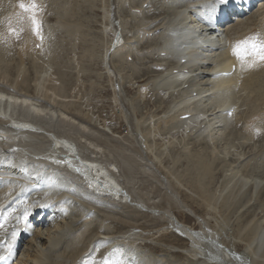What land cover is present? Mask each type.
Returning <instances> with one entry per match:
<instances>
[{
	"label": "rangeland",
	"instance_id": "rangeland-1",
	"mask_svg": "<svg viewBox=\"0 0 264 264\" xmlns=\"http://www.w3.org/2000/svg\"><path fill=\"white\" fill-rule=\"evenodd\" d=\"M16 1L17 0H12V1L11 0H0V25L1 27H3L4 24L5 26L8 24L10 20V16L14 12L17 14L20 13L18 14L20 16H17V22H16V24L19 26V29H17L18 35L16 34V36L13 37L12 40L9 41L8 43L4 42L0 44V46H4L3 49L0 48V50L3 52V54L2 52L0 53V91L3 93L6 92L4 94L2 93L1 96L4 95L6 98L14 102L19 100L20 98L21 99L24 98L23 99L25 100L24 103L27 102L29 107H32V108L34 107L35 109L43 112V114L50 113L51 111V113L55 116L54 117L52 116V121H50L48 125L44 123L37 125V128L38 129L42 128V130L47 132V135L44 134L43 132H39V133L36 132L34 133V135H32V133L21 131L18 133L19 135L15 139H13V141H10L8 139V140H5L2 144V141L0 139V148L3 147L2 149L4 148L6 149L9 147H13L14 144H16L15 146H20V144L24 146L25 144V148L27 147V150L29 151L34 150L36 153H38L41 156L46 155L45 153H47L48 155H51L53 157L52 159H42V157L34 158L29 155L28 160L30 161V163H33V166L41 165L43 169H46L47 172H52V170H54L56 172L63 173V172H66L65 170L66 167L63 164V161L68 160L73 164L76 163V162L71 161L73 159L70 158L71 159L70 160L69 157L67 158H65L64 156L62 157V154H65V150L63 148H59L58 149L59 151H58L57 147H50L52 144L50 140H55L54 137L56 138L59 135L63 136L65 139L71 141L72 144L71 143L70 144L72 145V147H74L76 154L78 155V157H80V159L82 158L83 160L90 159L93 162H95L96 165H98L103 171L101 173L102 176L104 173L106 176L111 177L112 182L116 183L118 187H121L120 188L121 190H124L126 192L125 193L126 199H124L125 197L123 198L119 197L122 195H118L116 192H113V190L110 187L105 186L107 187V189L111 190L114 196L115 195L118 196L117 198L113 199L115 200V202H113V200L110 199L108 196H106L104 192L89 189L88 187L89 185L86 184V181L79 179L77 182H71V185H74L76 189V191H74L73 194H76V192H78L79 195H69V198H70L69 200H67V196H66L61 201V202L68 201L66 205L59 206L61 207V209H64L65 207H67L68 208L67 212L64 211L61 215L59 213L60 212V209H58L59 207L56 208L55 210L54 201L51 203V205L49 206V211H48V213L51 212L50 215L52 216L50 217V220L56 217L59 218L61 216L62 219H64L67 222H70L71 224L69 226L71 227V229L70 230L68 229L67 232H70L71 237L77 236L79 234H81L82 236L85 233L83 232V227L89 226L88 227L89 232L88 231L86 232L89 233L88 235L90 236L84 239L85 246L82 247L84 249L86 247L87 248L82 252L83 254L79 258L73 260L71 264H105V261H108L109 264H111V262L113 261H119V262H122V264H189V263L197 264L199 260L200 261L198 264H204V262H201V259H203V257H201V255L199 256L196 255L197 253L195 252L194 249H192L193 247L190 245L189 242H187L186 240H184V238L175 234L173 231H169L168 229H166L165 224H163L165 220L163 218H160L161 217L160 212L162 210L170 212L175 218L179 220V222L185 224V226L191 228L192 230L196 232L200 230V227L201 228L206 227L208 230L215 229V231L216 229H218L217 233L221 234L220 237L228 238L229 240V239L238 238L241 236V234L242 235L244 234V236H241L240 239L243 241H246L243 239V237L246 238L247 235L249 237V234H252V232L254 231L255 226L260 224V217L263 215L262 208H264V207H260V202H263V198H264V192H261L264 189L263 188L264 185H260V182H259L260 181L259 179L261 178L260 175L264 172L263 171V168H264L263 166L264 164V107H262L261 105L260 107H253L251 103V98H253V95L251 96V93H250L251 90H248V92H245V90L241 89V86L239 87L240 85L239 84L237 86H234L236 88V91H235V88L233 87L232 92L229 93L230 95H229L228 101L232 102V100L230 99L233 98L234 104L230 105V107L232 106V108H229L230 112L228 115V118L229 116L232 115L231 117H233V119L231 117L229 119L227 118L228 119L227 121L226 119H224L229 124L228 126H227V123L223 120V117H224L223 115L225 113L224 112H223L224 114H222V112L219 113L220 111H222L219 106L220 105L219 96L217 98L214 97V99L211 100L212 102H209V101H206L205 103L203 102L202 104L203 105L206 104V106L202 105L198 108L195 107L192 111L191 109L193 108V106L190 108V110L186 109L187 111L183 110V108H180L181 106L177 108L178 111H180L181 109L183 111H186L185 115H187V112H190V115L188 113L190 117L185 118L186 120L183 119V122H185L186 127L184 126V123L182 122V120L178 118V116L184 115V113H182L183 111L181 110V112L177 114L178 111L176 110L175 112L176 107H173L172 102L178 100L179 97H181L183 94L187 92L189 93L190 90L193 91V93H196L198 91V88L202 85L204 86L207 84L206 87L211 86L212 84L210 83V79L208 75H206L205 72H203L206 70L205 69L203 70V68L201 69L196 66V68L194 67L195 69L194 68L191 69V73H189L190 71H188L189 74L186 73L188 74V76H186V79L182 78V80H179L175 82L174 84L173 82H169V81L167 82L166 76H170L171 74H173L172 71L178 67L177 64L170 63L171 60H167L166 61L167 63L166 62L160 63V61H155L154 59L152 61L155 62V64L151 60H149V62L147 63H144L143 60H141L140 62V60L136 58L137 55L138 56L144 55L143 50L142 51L138 50L140 45L144 42V40H146V38L142 37L143 36L142 35L143 34L142 24L147 23V22L151 23L153 22V20L155 21L158 19H162V17L165 16L166 14L165 15L161 14L159 16L157 15L159 14L158 12L160 11V9H163L164 4L168 6L167 0L165 1L164 0H157V1L147 0L146 3L143 5V8L139 12L135 11L134 6L132 7L130 3L132 1L140 3L142 0H135V1L134 0H121L123 4L121 3L119 5L118 11L120 10V14H118V16L120 17V19L117 20V22H119L120 20L122 21L123 24L120 25V28L122 29L123 33L121 32L120 29H118L117 33L120 36L122 35L123 39H124V36L125 37L128 36L129 39H135L137 37H139V39L131 46V48L123 49L121 51L122 52L121 54L119 53L118 55H115L114 57H112V55H110L108 51L111 49L112 43L116 40L115 38L116 33L114 32L113 29L110 28V20L108 19L109 12H110V7L108 4L109 0H101V1L100 0H94V1L93 0H43V1L36 0V1H39V3L43 5V8H42L41 5L38 4L40 8L39 12H41V14L45 16V17L43 16L42 17L46 20L45 21L42 19L41 30H42V37H43L42 43L44 45L42 44V49L38 53L34 51L32 52L31 48L26 44V42H24L25 31H24V24L21 22L23 21L21 20V17H23V15L25 14L22 13V10L15 7ZM159 1L161 2L163 1V2L161 3ZM164 2H166L167 4ZM182 2L185 4L187 0H183ZM159 3L162 5V7ZM179 3L180 1L178 2L175 1L176 6ZM126 6L131 7V8L128 9V7ZM147 6H150V7L146 8ZM120 7H122L123 10ZM156 7H158V9ZM257 7L258 6H256L250 13H247L245 15L244 19L241 21L242 25H246L249 22L256 21V16H257L256 8ZM42 11H44L45 13H42ZM77 14H78V17H76ZM149 14H151L152 16L153 15L155 16L152 17ZM63 15L64 17H62ZM124 15H127V16H124ZM128 15L131 17H129ZM121 16H124L125 18ZM138 16L141 17L140 22H139ZM160 16L162 17L160 18ZM126 17H128L127 22H126ZM149 17H151L152 19ZM146 18L150 20L146 22ZM133 21L135 22L133 23ZM255 28L257 27L254 25H249L248 28L243 31V34L240 37V39L244 40L245 38H247L248 32H250V36L254 35L253 30H255ZM0 31H1V28H0ZM125 32H127L128 34ZM223 34L226 36L225 33ZM30 36H32V33ZM225 41L227 42V44L230 43V40L228 37L225 38ZM234 42H235V39L232 41V43ZM158 43H162V36L161 38L158 39ZM137 45H138V49L136 48ZM132 48L134 49L132 50ZM129 51L130 52L132 51V53H130ZM133 52L136 53L137 55L134 54L132 56ZM124 56L126 59L124 58ZM113 58L115 59V62ZM120 58L122 61L120 60ZM123 59H125V61ZM235 60H236V63H238L236 58ZM135 61H136V64H138L139 66L138 68V66L136 65L137 70H135ZM150 61L152 64L150 63ZM111 63L113 64L117 63L118 67L120 66L122 67L123 65L122 68L125 69L126 71H124L121 67L118 68L117 66H115V64H114L115 67H113V64ZM160 65H163V66H160ZM167 65H170V66H167ZM260 67H264V62L260 63L259 68ZM116 71L121 72L123 76L120 73L116 74ZM143 71L144 72L146 71L147 75ZM123 72L128 73V74H124ZM192 72H195L196 74ZM130 73L132 74L130 75ZM143 74L146 76H143ZM138 75H140L141 77ZM149 75L152 77L150 78ZM129 76H132V77H129ZM134 76L136 77L138 81L135 79ZM198 77L201 79H199ZM155 78L156 79L158 78V80H156ZM188 78L189 80H187ZM205 78L208 80H206ZM160 79H162V82H160L161 81ZM119 80L121 81L119 82ZM197 80L199 82L198 83L199 86H196ZM202 80L203 82H201ZM163 81L165 82L163 83ZM187 81H190L191 85H188L189 82L187 83ZM261 82L262 83H261L260 92L263 93L264 92V81H261ZM119 83H120V87L118 86ZM178 83H181L180 87L178 86ZM149 84H151L152 87ZM171 84H172V89H171ZM182 84L184 86H182ZM173 85H175V87ZM187 85L189 86L190 89H187L188 87ZM191 87H193V90ZM35 89L39 93L36 92ZM59 89H61L60 92H59ZM152 89L154 91H152ZM181 89L183 92H181ZM185 89L187 90L185 91ZM233 89L235 92L233 91ZM241 90L243 91L242 92L243 94L248 96L247 98L245 97V95H242L240 93ZM191 91L190 93H192ZM224 92L225 91L219 92L218 94L224 93ZM237 92H238V95L234 96L235 93L237 94ZM258 92L257 94L260 93ZM138 94L139 95L141 94L140 97ZM157 96L160 98H158ZM175 98L177 99L175 100ZM239 98L240 99L242 98V100H239ZM14 99H17V100H14ZM215 99L216 101H214V104H213V100ZM157 101L159 102L160 105L158 104ZM238 101H239V104H238ZM218 102L219 104L217 105ZM11 105L12 104L10 103V106ZM170 105H172V107ZM209 105H211L214 108H212ZM216 105L218 106L217 108H216ZM240 105L243 108H241ZM173 110L175 113L173 112ZM204 110L206 112L205 113L206 115L203 113ZM169 111H171L173 114H171V112ZM212 113H215V115L219 114L218 116H216V120H214L215 115L212 116L213 115ZM61 114L68 121V122L67 121L65 122L70 123V125L72 123V125L76 127V129L75 128L74 130L69 129V128L67 129L68 126L62 125L58 121L60 120L59 118H61ZM168 114H171L170 116L172 119L168 117L169 116ZM196 114H198L199 116ZM202 114L204 115L202 116ZM191 116L197 117L196 120L193 119L194 117L191 118ZM167 117L168 119H166ZM198 117L204 120H200ZM206 117L208 120H211V122L219 121L217 122L218 124L223 123V125H226V128L222 126L224 129H222V131L220 132L221 134H219L221 137L217 136L219 138L217 139L216 137V140H213L214 141L213 144L209 141L210 146L206 139L207 138L206 133L202 132L200 129L201 126L198 128L193 127V126H197V124L199 126L200 123L206 121L207 120ZM37 118L38 117L34 118L33 121H29L25 123H28L34 126V124L32 123L35 122ZM46 118L50 119V116L44 115L43 117L38 118V120L40 119L41 121H47ZM173 118L175 121L173 120ZM218 118L220 119L217 120ZM12 119L18 121V119H15V118H12ZM221 120H223L224 122ZM179 121L180 123L182 122L181 125H178ZM186 121L188 122L191 121V123H189L191 125H189L188 122L186 123ZM7 122H10V121L5 119V117L3 118L1 117L0 118V129H6L4 127H7V126H5L4 124ZM190 128L193 129V132ZM197 129H200V130H197ZM190 130L192 133L190 132ZM65 131L67 132V134ZM22 132L24 134H22ZM9 133L15 134V130H9ZM49 133L50 135H48ZM69 134H71V136ZM204 134L205 136H203ZM186 135L188 137H186ZM193 136H195V138ZM201 137L204 140L206 139L205 140L206 142ZM188 138H190V140ZM192 138L194 141H192ZM195 139L197 140V142ZM232 139L233 140L235 139V140L233 141ZM201 140L203 141V144H206V145L201 144L202 143ZM242 140H245V141H242ZM198 141H200V146L202 147L203 150L202 149L199 150L200 146H199ZM232 142H235V144ZM193 145L195 146L193 147ZM227 145L229 146V148ZM209 147L210 148L213 147V148L210 149ZM219 147L222 152L219 150ZM193 148H195L196 150H194ZM2 149H0V151ZM159 149H161V151ZM224 149L226 152L224 151ZM5 153L7 152L5 151ZM2 154L4 155V160L0 161V164L3 166L4 163L7 162V159L10 160V158H12V155H11L12 153L8 152V155L4 153ZM55 154L56 156H53ZM57 154H59L60 156ZM244 158L245 159L247 158L246 161ZM248 158H250L251 160H249ZM232 160H235L236 162L235 161L233 162ZM257 162L260 164L258 165ZM201 163H205L206 165H202ZM236 163H238L239 165L238 164L235 165ZM247 164H248V167H247ZM23 165L26 167L25 164ZM260 165H262L263 168ZM2 166L0 170L2 169ZM233 166L236 169V174H235V170ZM238 166L239 167L242 166V167L239 168ZM244 166L247 169L243 168ZM256 166H258L259 168L261 167L262 169L261 168L259 169L258 167L257 169ZM91 168H93V166H91ZM254 169L255 171L257 169L258 173L257 171L255 172ZM110 171L111 172L113 171V172L111 173ZM249 172L250 174H248ZM251 172H253L252 174H254L253 177L251 176ZM244 173L246 176L248 175L249 176L246 178ZM10 176L11 175H9L8 179L10 178ZM254 177H256L257 181L259 182L258 187H256L255 185H251L254 179L256 180V178ZM245 178L247 180L250 179L253 181L247 182L245 181L246 180ZM262 178L261 180L263 182L261 181V184L264 183V178L263 179ZM23 179L24 178L22 177V180ZM23 181L28 182L27 179ZM244 181L247 182V184ZM14 182H17V177L14 178V180H12L11 182H9V180H7L6 182L3 180V185L1 187H4V190H5L8 184L9 190L11 189V191L13 192L16 189L14 187ZM243 184L244 185L246 184V185L244 186ZM241 185L242 187H240ZM198 186L201 188H199ZM252 186L255 187V190L253 189ZM251 188L253 189V191ZM196 189H201V191L204 192V195H202L203 193L198 190H197L198 192L197 194V192L194 191ZM79 190H81V194ZM2 191H3V188H0V193ZM199 192L201 193V195L199 194ZM260 192L263 193L262 196H260L261 195ZM15 194H13L12 197ZM59 194L60 193L53 194V195L57 196ZM90 194L92 196H97L99 199L91 200L89 198L84 197V195H90ZM201 196H206L207 198L209 196L208 199L206 197H202V198L204 200L206 199L208 201L210 200L209 201L210 203L208 201H205L204 204H206L207 202L208 203L204 205L203 204L204 200L201 198ZM27 197H28V200H27L28 203H30L34 198V196H27ZM225 197L228 201L224 199ZM118 198H121L120 200L122 201H119ZM103 199L106 202V204H104ZM5 200L6 198H2L1 202L4 203ZM9 200H11V198H9ZM22 200H26V199L19 200L18 204L22 202ZM124 200H125V203H124ZM126 200H129L128 201L129 203H127ZM37 202H38V199L32 205L24 204L23 208H19L16 205L17 202L15 201H12L10 206L8 204L9 202H6L2 208H6L8 206L9 207L4 211L0 210V213H9L10 216H9V219L6 222H4L3 227L0 228V235L4 232L7 234L11 227H13V229H11L9 234H12L13 232H15L19 228V225L21 224L23 216L27 214L28 210L32 211V208L35 207ZM87 202L88 204L90 203V206H91L90 208L92 209L89 208V205L87 204ZM107 202L108 203L110 202V204H108ZM118 202L119 203L121 202L122 204L121 203L119 204ZM193 202H196L198 206L196 205V203H193ZM199 202H201V206ZM85 203H86V207H84L85 205H83ZM221 204H226L227 207H224L225 205H223L222 207ZM243 204H245L244 207H242ZM131 205L133 206V208ZM138 205L142 206L143 209H141V207H138ZM210 205L213 207H211ZM87 206L89 210H87ZM92 206L95 207V209ZM197 207L199 208V210H197L198 209ZM249 207H251L252 210ZM104 208L105 209L108 208V210H106L108 212H106ZM112 208L114 210H112ZM23 209L25 211V214L22 215L23 212L19 214L21 211H23ZM211 209L213 210L210 211ZM253 209H255V211ZM96 210L97 212H95ZM208 210L210 213L208 212ZM113 211H115V213ZM133 211L135 213H133ZM53 213H55V217H53L54 216ZM137 213L140 214V216L142 214L141 218ZM125 214L126 215L128 214V216H124ZM144 214L145 216L143 218ZM80 215L82 217H80ZM251 215H253L252 216L253 218L251 217ZM248 216L249 218H247ZM93 217H95L96 219ZM132 217L135 219H133ZM89 218L92 222L89 220ZM158 218H160V220H158ZM244 218L249 219L250 221L249 224H248V220L246 219L247 220L246 221ZM250 218L252 219L250 220ZM48 221L46 222L47 224H48ZM82 221L86 222L84 226L82 225ZM145 221L148 222V224ZM150 222H154L153 223L154 226ZM246 223L247 225H250L252 223L251 226L254 228L252 229L251 226L243 225ZM242 225L244 226L243 228L246 233L242 231L243 228H240V226L242 227ZM91 226L93 228H91ZM236 226L238 227V229H235ZM245 226H247L248 228H246ZM148 228L149 229L151 228V229L149 230ZM26 229H27V233L25 235V238H23L24 240L21 242L20 248L12 252V255H13L12 257L14 258V260H12L10 264H22L20 262H22L25 259L24 256L26 254L24 253V248H28L29 250L30 256L27 258V262L30 264H41L43 259L45 260V261L43 260V262H48L49 264H59L60 262L59 255H62V252H64V254L66 253L70 254L69 249L67 252V247L66 249L62 248L63 246L62 242L65 240L64 239V237L66 236L65 235L61 239V243L57 245V248L60 247L59 248L60 251L58 252L55 251L53 253L51 251H49L50 253L44 252L43 254H45L46 256L43 255V257L40 256L38 259L34 261L31 260L32 258L37 257L34 254L35 253L34 245L35 244L38 245L39 239L41 238H37L35 240L32 239L35 236V234L33 233L35 229H33V227H27ZM249 229H251L252 232H250ZM232 230L234 233L232 232ZM237 230H240L242 232L238 234V232L240 231L236 233ZM247 230H249L250 233ZM124 231L128 232L127 234L129 236L126 234V238L116 237V236L126 233ZM77 232H80V233L78 234ZM231 232L233 234H231ZM223 233L227 235H224ZM229 233L231 234V236ZM6 234H4L2 238H0V242H4V238ZM232 235L236 237L232 238L233 237ZM152 236L154 238H152ZM163 238L165 239L163 240ZM20 239L21 238H18V240ZM122 239L124 240V242ZM158 239L159 240L162 239V240L159 241ZM131 241H133V243ZM188 245L189 247H186ZM112 248H113V251H112ZM1 249L4 251L3 247ZM103 250L104 251L109 250L108 254L103 255L101 253V251ZM108 256H114V257L108 260ZM190 256L192 258L195 257L196 260L195 258L192 259ZM157 257L159 260L157 259ZM199 257H201V259ZM190 258L194 262L189 261Z\"/></svg>",
	"mask_w": 264,
	"mask_h": 264
},
{
	"label": "bare ground",
	"instance_id": "bare-ground-1",
	"mask_svg": "<svg viewBox=\"0 0 264 264\" xmlns=\"http://www.w3.org/2000/svg\"><path fill=\"white\" fill-rule=\"evenodd\" d=\"M12 1V0H11ZM18 1V0H17ZM20 1V0H19ZM41 1H43V0H41ZM94 1V0H93ZM101 1V0H100ZM135 1V0H134ZM146 1L147 0H142L140 3H138V2H131L130 4L132 5V7L134 6V9H135V11H137V12H139L142 8H143V5L146 3ZM151 1V0H150ZM157 1V0H156ZM165 1V0H164ZM175 1H180V3L179 4H177V6L175 5ZM183 0H167V3H168V6H166L165 4L163 5V9H160V11L158 12L159 14L157 15V16H159V15H161V14H166L165 16H160V18L162 17V19H158V20H153V22H151V23H148L147 21H149L147 18H146V22L147 23H144V24H142L143 25V36L142 37H144V38H146V40H144V42L140 45V47H139V49H138V45H137V49L140 51H144V55L142 56H138L136 53H134L133 52V54H132V56L135 54V55H137L136 56V58L137 59H139L140 60V62H141V60H143L144 61V63H147V62H149V60H155V61H160V63L161 62H166L167 60H171V62L170 63H174V64H177L178 65V67L176 68V69H174V70H176V72L175 73H173V74H171L170 76H166V79H167V82L169 81V82H173L174 84H175V82H177V81H179V80H182V78H185L186 79V76H188V74L189 73H191V69L192 68H196V66L197 67H199V68H203V70L205 69L206 71H203V72H205V74L206 75H208V77H209V79H210V83L212 84L211 86H208V87H210V88H208V87H206V85H202V86H200L199 88H198V91L196 92V93H193V91H191L192 93H190V91H189V93L187 94V93H185V94H183L181 97H179V99L178 100H176L177 98H175V100L176 101H171L172 103H173V107H176V109H175V112H176V110H177V108H179L180 106V108H183V110H186V109H189L190 110V108L193 106V108L191 109V111L196 107V108H198V107H200V106H202L203 104V102L205 103L206 101H209V102H212L211 100L212 99H214V97H220L219 98V102H220V109L223 111L226 107H228L229 106V108H232V106L230 107V105H233L234 103H233V98L232 99H230V100H232V102H229L228 101V98H229V93H231L232 92V88L234 87V86H237V85H239V87L241 86V89L242 90H245V92H248V90H251V96L253 95V98H251V103H252V105H253V107H260V105L262 106V107H264V92L263 93H261L260 92V88H261V81H264V67H260L259 68V65H260V63H257L255 66H253V67H251V68H244V67H242L241 66V64L238 62V63H236V60H235V57L233 56V54H232V49H230L229 48V46L228 45H230V43H232V41L235 39L237 42L238 41H242V39H240V37L242 36V34H243V31L244 30H246L247 28H248V26L249 25H254V26H256V27H259L260 28V26H261V32H260V36H262V37H264V3H262L260 0H252V3L253 4H250V7H253L248 13H250L256 6H258L257 8H256V12H257V16H256V21L255 22H249V23H247L246 25H242V23H241V21L244 19V17H245V15L246 14H243L242 15V17H237V13H231L229 16H231V22H227L226 20L223 22L224 24H223V33H225L226 34V37H228L229 38V40H230V43L229 44H227V42H225V46L222 48V46H221V44H220V42L222 41V39H219L220 38V35H218V36H215V38L214 37H206V36H201L200 35V33H199V29H198V27L199 26H197L195 23H193V22H191L190 20H191V16H190V13H192V12H201V11H210V10H212V11H216L217 10V6L215 5V4H213V3H210V1H212L213 2V0H187V2L184 4L183 2H182ZM27 2V1H26ZM159 2H161V1H159ZM163 2V1H162ZM161 2V3H162ZM92 3V2H91ZM106 3H108V2H106ZM122 2H121V0H109V7H110V12H109V16H108V19L110 20V28L111 29H113L114 30V32L116 33L115 34V38H116V40L112 43V47H111V49L110 50H108L109 51V53H110V55H112V57H114L115 55H118L119 53L121 54L122 52V50L123 49H125V48H131V46L139 39V37H137V38H135V39H129V37L127 38V37H125L124 35V39H123V37H122V35L120 36L118 33H117V31H118V29H120L121 30V32L123 33V31H122V29L120 28V25H122L123 23H122V21L120 20L119 22H117V20H119L120 19V17L118 16V14H120V10L118 11V8H119V5L121 4ZM124 3H125V1H124ZM158 3V2H157ZM164 3H166V2H164ZM166 3V4H167ZM259 3V4H258ZM89 4V3H88ZM98 4V3H97ZM104 4V3H103ZM123 4V3H122ZM129 4V5H130ZM134 4V5H133ZM160 4V3H159ZM257 4V5H256ZM13 5V4H12ZM82 5V4H81ZM161 5V4H160ZM255 5V6H254ZM87 6V5H86ZM85 6V7H86ZM102 6V5H101ZM121 6H123V5H121ZM15 7L16 8H19V4H16L15 3ZM81 7H83V6H81ZM91 7V6H90ZM105 7V6H104ZM126 7H128V6H126ZM148 7H150V6H147L146 8H148ZM161 7H162V5H161ZM160 7V8H161ZM13 8V7H12ZM11 8V9H12ZM92 8V7H91ZM121 9H122V7H120ZM129 8H131V7H128V9ZM157 9H158V7H156ZM156 8H154V9H156ZM166 8H168V9H166ZM20 9V8H19ZM86 9V8H85ZM100 9V8H99ZM127 9V8H126ZM127 9V10H128ZM133 9V8H132ZM8 10V9H7ZM21 10V9H20ZM108 10V9H107ZM123 10V9H122ZM149 10H151V9H149ZM167 10V11H166ZM186 10L187 11H189L188 12V14L186 13ZM78 11V10H77ZM104 11V10H103ZM243 11H245L244 9H243ZM8 12V11H7ZM157 12V11H156ZM12 13V12H11ZM42 13H45L44 11H42ZM141 13V12H140ZM143 13V12H142ZM145 13V12H144ZM150 13V12H149ZM18 14H20V13H18ZM17 13H13L11 16H10V20H9V22H8V24L5 26V24L3 25V27H1V25H0V28H1V31H0V44L1 43H8L9 41H11L12 40V38L13 37H15L16 36V34H17V29H19V26L16 24V22H17V16H20V15H18ZM49 14V13H48ZM107 14V13H106ZM132 14V13H131ZM135 14V13H134ZM133 14V15H134ZM139 14V13H138ZM137 14V15H138ZM153 14V13H152ZM47 15V14H46ZM62 15V14H61ZM104 15V14H103ZM141 15V14H140ZM144 15V14H143ZM150 16H152L151 14H149ZM187 15V16H186ZM45 17L44 15H42L41 14V12H38L37 13V17L38 18H42L43 20H45L43 17ZM71 16V15H70ZM124 16H127V15H124ZM124 16H121V17H124ZM129 16V15H128ZM153 16H155V15H153ZM152 16V17H153ZM156 16V17H157ZM62 17H64V15L62 16ZM76 17H78V14H77V16ZM104 17V16H103ZM129 17H131V16H129ZM134 17V16H133ZM139 17V16H138ZM137 17V18H138ZM147 17H148V15H147ZM80 18V17H79ZM125 18V17H124ZM127 18L128 17H126V22H127ZM136 18V17H135ZM140 18L141 17H139L138 19H139V22H140ZM149 18H151V17H149ZM134 19V18H133ZM143 19V18H142ZM152 19V18H151ZM21 20H23V21H21L23 24H24V31H25V37H24V42H26V44L30 47V45H31V41H32V45H33V40H32V38H30V37H32V36H30L31 35V33H32V35L34 34L33 33V31H32V26H31V23H30V21L27 19V14H25V15H23V19H21ZM125 20V19H124ZM136 20V19H135ZM46 21V20H45ZM143 21V20H142ZM142 21H141V23H142ZM144 21H145V19H144ZM143 21V22H144ZM94 22V21H93ZM124 22V21H123ZM135 21H133V23H134ZM138 23V22H137ZM140 23V24H141ZM128 24V23H127ZM139 24V23H138ZM65 26H66V24H65ZM133 26V25H132ZM137 26V25H136ZM135 26V27H136ZM139 26V25H138ZM97 27V26H96ZM12 29L13 31H9V29ZM2 29H3V31H2ZM142 29V28H141ZM124 30V29H123ZM131 30V29H130ZM139 30V29H138ZM137 31V30H136ZM140 31V30H139ZM31 32V33H30ZM129 32V31H128ZM131 32V31H130ZM125 33H127V32H125ZM137 33V32H136ZM128 34V33H127ZM131 34V33H130ZM18 35V34H17ZM255 35V34H254ZM95 36H96V34H95ZM133 36V35H132ZM131 36V37H132ZM140 36V35H139ZM161 36H162V43H158V39L159 38H161ZM16 39V38H15ZM14 41V40H13ZM130 41H131V43H130ZM43 42V41H42ZM142 42V41H141ZM138 43V42H137ZM43 44V43H42ZM3 45V44H2ZM44 45V44H43ZM0 48L1 49H3L4 48V46H0ZM189 48V50H187ZM222 48V49H221ZM27 49V48H26ZM25 49V50H26ZM41 49H42V47H41ZM108 49V48H107ZM134 48H132V50H133ZM136 49V50H137ZM198 49L200 50V51H198ZM127 50V49H126ZM29 51V50H28ZM27 51V52H28ZM2 51L0 50V53H1ZM125 52V51H124ZM130 52V51H129ZM138 52V51H137ZM29 53H31V52H29ZM36 53H38V52H36ZM126 53H127V51H126ZM130 53H132V51L130 52ZM140 53V52H139ZM161 53H164V56H161ZM2 54H3V52H2ZM125 54V53H124ZM141 54V53H140ZM4 56V55H3ZM103 56V55H102ZM107 56V55H106ZM122 56H123V54H122ZM111 57V56H110ZM118 58V57H117ZM116 58V59H117ZM124 58H125V56H124ZM134 58V57H133ZM109 59V58H108ZM112 59V58H111ZM119 59V58H118ZM126 59V58H125ZM125 59H123L124 61H125ZM11 60V59H10ZM113 60H114V62H115V59L113 58ZM120 60H121V58H120ZM135 60V59H134ZM5 61V60H4ZM109 61V60H108ZM117 61V60H116ZM122 61V60H121ZM151 61H150V63H151ZM2 62V61H1ZM113 62V61H112ZM118 62V61H117ZM132 62H134V61H132ZM153 62V61H152ZM20 63V62H19ZM23 63V62H22ZM124 63V62H123ZM127 63V62H126ZM154 64H155V62H153ZM167 63V62H166ZM14 64V63H13ZM108 64V63H107ZM111 64H113V63H111ZM115 64V63H114ZM114 64H113V67H115V66H117V63L115 64V66H114ZM119 64V63H118ZM140 64V63H139ZM149 64V63H148ZM152 64V63H151ZM24 65V64H23ZM34 65V64H33ZM121 65V64H120ZM126 65V64H125ZM129 65V64H128ZM136 65L138 66V64H136V61H135V70H137L136 69ZM150 65V64H149ZM176 65V66H177ZM127 66V65H126ZM142 66H143V64H142ZM147 66V65H146ZM160 66H163V65H160ZM167 66H170V65H167ZM174 66V65H173ZM106 67V66H105ZM118 67V66H117ZM121 67V66H120ZM120 67H118V68H120ZM122 67H123V65H122ZM121 67V68H122ZM129 67V66H128ZM133 67V66H132ZM108 68V67H107ZM118 68H117V70H118ZM124 68H125V66H124ZM127 68V67H126ZM138 68H139V66H138ZM141 68V67H140ZM148 68V67H147ZM146 68V69H147ZM152 68V67H151ZM194 68V69H195ZM116 69V68H115ZM123 69V68H122ZM122 69H120V70H122ZM132 69V68H131ZM143 69V68H142ZM145 69V70H146ZM108 70V69H107ZM124 71H126L125 69H123ZM144 70V69H143ZM151 70V69H150ZM172 70V69H171ZM104 71V70H103ZM167 71V70H166ZM188 71H190L189 73H188ZM193 71V70H192ZM201 71V70H200ZM140 72V71H139ZM144 72V71H143ZM154 72V71H153ZM161 72H163V71H161ZM173 72V71H172ZM117 73H120V74H122L121 72H117L116 71V74ZM124 73V72H123ZM135 73H136V71H135ZM134 73V74H135ZM145 74L147 73L146 71L144 72ZM155 73V72H154ZM164 73H166V72H164ZM186 73H188V74H186ZM192 73H195V72H192ZM39 74V73H38ZM44 74H46V73H44ZM106 74V73H105ZM112 74V73H111ZM114 74V73H113ZM124 74H128V73H124ZM132 73H130V75H131ZM141 74V73H140ZM168 74V73H167ZM196 74V73H195ZM200 74V73H199ZM43 75V74H42ZM147 75V74H146ZM146 75H144L143 74V76H146ZM159 75V74H158ZM157 75V76H158ZM162 75V74H161ZM160 75V76H161ZM169 75V74H168ZM192 75V74H191ZM201 75V74H200ZM202 75H204V74H202ZM119 76V75H118ZM117 76V77H118ZM122 76H123V74H122ZM127 76V75H126ZM138 76H140V75H138ZM150 76V75H149ZM148 76V77H149ZM156 76V75H155ZM190 76V75H189ZM22 77V76H21ZM128 77V76H127ZM129 77H132V76H129ZM135 77V76H134ZM141 77V76H140ZM147 77V78H148ZM152 76H150V78H151ZM159 77V76H158ZM202 77V76H201ZM147 78H146V80H147ZM199 78V77H198ZM207 78V77H206ZM205 78V79H206ZM39 79H41V78H39ZM38 79V80H39ZM111 79V78H110ZM122 79V78H121ZM135 79H136V77H135ZM156 79V78H155ZM199 79H201V78H199ZM198 79V80H199ZM137 80V79H136ZM152 80V79H151ZM156 80H158V78L156 79ZM161 81L160 82H162V79H160ZM187 80H189V78L187 79ZM198 80H197V82H196V86H199L198 85ZM206 80H208V79H206ZM239 80H241V81H239ZM62 81V80H61ZM118 81V80H117ZM121 80H119V82H120ZM138 81V80H137ZM19 82V81H18ZM155 82V81H154ZM165 81H163V83H164ZM186 82V81H185ZM189 82V84L188 85H191L190 83V81H187V83ZM194 82V81H193ZM201 82H203V80L201 81ZM201 82H200V84H201ZM106 83H107V81H106ZM117 83V82H116ZM183 83H184V81H183ZM206 83V82H205ZM138 84V83H137ZM144 84H145V82H144ZM157 84V83H156ZM155 84V85H156ZM180 84L181 83H178V86L180 87ZM111 85V84H110ZM139 85V84H138ZM142 85V84H141ZM149 85H151V84H149ZM162 85H164V84H162ZM187 85V86H188ZM192 85H193V83H192ZM209 85V84H208ZM108 86V85H107ZM118 86L120 87V83L118 84ZM122 86V85H121ZM146 86V85H145ZM147 86H148V84H147ZM154 86V85H153ZM157 86V85H156ZM170 86V85H169ZM174 87H175V85H173ZM177 86V85H176ZM182 86H184L183 84H182ZM195 86V85H194ZM112 87V86H111ZM140 87V86H139ZM151 87H152V85H151ZM173 87V88H174ZM57 88V87H56ZM145 88H147V87H145ZM186 88V87H185ZM192 88V90H193V87H191ZM195 88H197V87H195ZM194 88V89H195ZM235 88V87H234ZM34 89V88H33ZM155 89V88H154ZM162 89V88H161ZM171 89H172V84H171ZM170 89V90H171ZM175 89V88H174ZM173 89V90H174ZM177 89V88H176ZM187 89H190L189 88V86L187 87ZM187 89H185V91L187 90ZM36 90V89H35ZM120 90V89H119ZM150 90V89H149ZM166 90H167V88H166ZM180 90V89H179ZM197 90V89H196ZM241 90V94L242 95H245V94H243L242 91ZM247 90V91H246ZM57 91H58V89H57ZM61 91V89H59V92ZM151 91V90H150ZM152 91H154L153 89H152ZM161 91H163V90H161ZM165 91V90H164ZM223 91H225L224 93H220V94H218L219 92H223ZM233 91H234V89H233ZM235 91H236V88H235ZM234 91V92H235ZM260 93H259V92ZM36 92H38L37 90H36ZM148 92V91H147ZM169 92H171V91H169ZM178 92V91H177ZM181 92H183L182 91V89H181ZM257 92L259 93V94H257ZM39 93V92H38ZM119 93V92H118ZM138 93V92H137ZM174 94V93H173ZM215 94V95H214ZM233 94V93H232ZM107 95V94H106ZM120 95H121V93H120ZM139 95V94H138ZM137 95V96H138ZM141 95V94H140ZM140 95H139V97H140ZM236 95H238V92H237V94L235 93V95L234 96H236ZM1 96V95H0ZM31 96V95H30ZM172 96V95H171ZM174 96V95H173ZM212 96V97H211ZM240 96V95H239ZM250 96V97H251ZM2 97H5L4 95H2ZM119 97V96H118ZM144 97V96H143ZM158 97V96H157ZM211 97V98H210ZM242 97V96H241ZM245 97L247 98L248 96H246L245 95ZM107 98V97H106ZM134 98H135V96H134ZM138 98V97H137ZM158 98H160V97H158ZM157 98V99H158ZM24 99V98H23ZM23 99H19V100H17V99H14V100H17L18 102L20 101V103H19V105L18 106H16L17 107V109H18V113H17V118L16 119H18L19 117H22L21 118V120H25V119H27L28 118V115L30 114V112H29V108H31V109H33L32 110V114H34V116L35 117H39L40 115H41V117H43L44 115L46 116V115H49L50 116V119H47V121H41L40 119L38 120V118H37V121L34 123L35 124V126L37 127V125H40L41 123L43 124H46V125H48L49 124V122L50 121H52V116L54 117L55 115H53L52 113H51V111H50V113H47V114H43V112H41L40 110H37V109H35L34 107L32 108V107H29L28 106V104H27V102L26 103H24V101L25 100H23ZM144 99V98H143ZM163 99V98H162ZM164 99H166V98H164ZM172 99H174V98H172ZM171 99V100H172ZM237 99V98H236ZM21 100H23V101H21ZM140 100V99H139ZM148 100V99H147ZM154 100H155V98H154ZM238 100V99H237ZM239 100H242V98L240 99L239 98ZM16 101V102H17ZM123 101V100H122ZM141 101V100H140ZM161 101V100H160ZM163 101V100H162ZM214 101H216V99L215 100H213V104H214ZM235 101V100H234ZM23 102V103H22ZM158 102V101H157ZM168 102V101H167ZM219 102L217 103V105L219 104ZM121 103V102H120ZM128 103V102H127ZM142 103V102H141ZM231 103V104H230ZM241 103V102H240ZM9 104H10V102H9ZM123 104V103H122ZM144 104V103H143ZM158 104H159V102H158ZM210 104V103H209ZM238 104H239V101H238ZM34 105V104H33ZM32 105V106H33ZM120 105V104H119ZM130 105V104H129ZM160 105V104H159ZM205 106H206V104H204ZM203 105V106H204ZM212 105V104H211ZM211 105H209V106H211ZM216 105V108L218 107ZM122 106V105H121ZM133 106V105H132ZM162 106V105H161ZM171 107H172V105H170ZM169 106V107H170ZM182 106H184V107H182ZM207 106H208V104H207ZM14 107V106H13ZM130 107V106H129ZM156 107H158V106H156ZM170 107V108H171ZM212 107V106H211ZM236 107V106H235ZM240 107H241V105H240ZM37 108V107H36ZM40 108V107H39ZM44 108V107H43ZM210 108V107H209ZM212 108H214V107H212ZM238 108H239V106H238ZM241 108H243V107H241ZM11 110V108H7V110ZM22 110V111H20V110ZM30 109V110H31ZM158 109V108H157ZM156 109V110H157ZM211 109V108H210ZM219 109V108H218ZM245 109V108H244ZM169 110V109H168ZM171 110V109H170ZM182 110V109H181ZM181 110L180 111H178L177 112V114L179 113V112H181ZM182 110V111H183ZM188 110V111H189ZM215 110V109H214ZM213 110V111H214ZM43 111V110H42ZM47 111V110H46ZM187 111V110H186ZM186 111H183L182 113H184L185 114V112ZM208 111V110H207ZM222 111H220L219 113H221ZM24 112H26V113H24ZM154 112V111H153ZM164 112V111H163ZM169 112H171V111H169ZM173 112H174V110H173ZM174 112V113H175ZM210 112H211V110H210ZM230 112V111H229ZM238 112V111H237ZM242 112V111H241ZM187 113H189V115H190V112H187ZM203 113L205 114L206 112H205V110L203 111ZM208 113V112H207ZM217 113V112H216ZM11 114H12V110H11ZM165 114V113H164ZM166 114H167V112H166ZM171 114H173L172 112H171ZM171 114H168L169 116V118H171ZM204 114H202V116L204 115ZM213 115L212 116H214L215 115V113H212ZM222 114H224V113H222ZM233 114V113H232ZM181 115V114H180ZM196 115H198V114H196ZM206 115V114H205ZM219 115V114H218ZM218 115H215V118H214V120H216V116H218ZM228 115H229V113H225L223 116L225 117H223V120L224 119H226V121L232 116H229V118H228ZM11 116V115H10ZM154 116H156V115H154ZM165 116V115H164ZM178 116V115H177ZM199 116V115H198ZM210 116V115H209ZM212 116H211V118H212ZM168 117L166 118V119H168ZM190 116H188V118H189ZM194 117V118H193ZM191 116V118H193V119H195L196 120V118L197 117H195V116ZM208 117V116H207ZM207 117H206V119H207ZM155 118V117H154ZM157 118V117H156ZM174 118H176V117H174ZM174 118H173V120H174ZM178 118H180V116H178ZM177 118V119H178ZM190 118V119H191ZM199 118V117H198ZM209 118V117H208ZM228 118V119H227ZM232 119H233V117H231ZM45 119V118H44ZM60 120H58L62 125H66V126H68L67 127V129L69 128V129H73L74 130V128L76 129V127H74L73 125H72V123H71V125H70V123H67L68 121L65 119V117L61 114V118H59ZM68 119V118H67ZM104 119V118H103ZM165 119V118H164ZM172 119V118H171ZM176 119V120H177ZM189 119V120H190ZM220 118H218L217 120H219ZM19 120V119H18ZM151 120V119H150ZM154 120V119H153ZM157 120V119H156ZM180 120V119H179ZM186 120V119H185ZM200 120H204V119H200ZM208 120V119H207ZM204 121V122H202V123H200L199 124V126H198V124H197V126H193V127H195V128H198V127H200V129H201V131L202 132H205L206 133V139H207V141H208V144H209V141L213 144V140H216V137L217 136H220L219 134H221L220 132L222 131V129H224V128H226V125H223V123H217V122H219V121H212V122H214V123H212L211 122V120H208V121ZM223 120H221V121H223ZM9 121V120H8ZM65 121H67V122H65ZM70 121V120H69ZM104 121V120H103ZM170 121V120H169ZM175 121V120H174ZM181 121V120H180ZM180 121L178 122V125H181L182 124V122H183V119H182V122L180 123ZM225 121V120H224ZM223 121V122H224ZM225 121V122H226ZM232 121V120H231ZM167 122V121H166ZM188 121H186V123H187ZM2 123V122H1ZM32 123V124H33ZM172 123V122H171ZM184 123V126H185V122H183ZM189 123H191V121H189L188 122V124ZM194 123V122H193ZM192 123V124H193ZM198 123H199V121H198ZM217 123V124H216ZM227 123V122H226ZM230 123V122H229ZM158 124V123H157ZM156 124V125H157ZM5 125V124H4ZM106 125V124H105ZM154 125V124H153ZM160 125H162V124H160ZM189 125H191V124H189ZM229 124L227 123V126H228ZM170 126V125H169ZM224 128H223V127ZM40 127V126H39ZM45 127V126H44ZM78 127V126H77ZM97 127V126H96ZM180 127V126H179ZM186 127V126H185ZM12 127H8V128H6V129H0V139H1V141H2V144H3V142L5 141V140H10V141H13V139H15L19 134V132L21 131V128H15V134L14 133H9V129H11ZM28 129V131L27 132H29V133H32V135H34V133H36V132H38L39 133V131H32L33 129H32V127H27ZM93 128V127H92ZM103 128H105V127H103ZM171 128V127H170ZM177 128V127H176ZM39 129H42V128H39ZM96 129V128H95ZM169 129V128H168ZM191 129V128H190ZM200 129H197V130H200ZM99 130V129H98ZM186 130V129H185ZM192 130V132H193V129H191ZM191 130H190V132H191ZM196 130V129H195ZM68 131V130H67ZM71 131V130H70ZM78 131V130H77ZM106 131V130H105ZM156 131V130H155ZM66 132V131H65ZM74 132V131H73ZM157 132V131H156ZM168 132V131H167ZM191 132V133H192ZM47 133V132H46ZM69 133V132H68ZM100 133V132H99ZM158 133V132H157ZM188 133V132H187ZM186 133V134H187ZM200 133V132H199ZM199 133H198V135H199ZM229 133V132H228ZM227 133V134H228ZM8 134V135H7ZM17 134V135H16ZM22 134H24L23 132H22ZM21 134V135H22ZM27 134V133H26ZM65 134V133H64ZM66 134H67V132H66ZM142 134V133H141ZM197 134V133H196ZM225 134V133H224ZM230 134V133H229ZM233 134V133H232ZM70 136H71V134H69ZM104 135V134H103ZM190 135V134H189ZM194 135V134H193ZM231 135V134H230ZM27 136V135H26ZM73 136V135H72ZM138 136V135H137ZM202 136V135H201ZM203 136H205V134L203 135ZM235 136V135H234ZM233 136V137H234ZM5 137V138H4ZM29 137V136H28ZM63 136H57L56 137V139H55V142L56 143H58L59 141H61ZM186 137H188L187 135H186ZM194 138H195V136H193ZM221 137V136H220ZM232 137V138H233ZM32 138V137H31ZM46 138H47V136H46ZM55 138V137H54ZM93 138V137H92ZM143 138V137H142ZM202 138V137H201ZM200 138V139H201ZM219 137H217V139H218ZM236 138V137H235ZM18 139V138H17ZM28 139V138H27ZM49 139V138H48ZM51 139V138H50ZM187 139V138H186ZM189 140H190V138H188ZM203 139V138H202ZM205 139V140H206ZM228 139V138H227ZM108 140V139H107ZM111 140V139H110ZM114 140V139H113ZM196 140V139H195ZM204 140V139H203ZM204 140V141H205ZM222 140H223V138H222ZM233 140V139H232ZM235 140V139H234ZM233 140V141H234ZM109 141V140H108ZM139 141V140H138ZM137 141V142H138ZM192 141H194L193 140V138H192ZM191 141V142H192ZM242 141H245V140H242ZM50 142V141H49ZM114 142V141H113ZM196 142H197V140H196ZM199 142V146H200V141H198ZM201 144H203V141L201 140ZM206 142V141H205ZM227 142V141H226ZM239 142V141H238ZM21 143V142H20ZM147 143V142H146ZM232 143H234L235 144V142H232ZM241 143V142H240ZM7 144V143H6ZM9 144V143H8ZM11 144H13V143H11ZM17 144H19V143H17ZM194 144H195V142H194ZM197 144V143H196ZM239 144V143H238ZM243 144H244V142H243ZM16 144H14L13 146H15ZM22 144H20V146H21ZM203 145H206V144H203ZM222 145V144H221ZM2 146V145H1ZM23 146V145H22ZM76 146V145H75ZM183 146V145H182ZM195 145H193V147H194ZM198 146V147H199ZM209 146H210V144H209ZM212 146V145H211ZM215 146V145H214ZM228 146V145H227ZM23 147H25V144H24V146ZM146 147H147V145H146ZM237 147V146H236ZM235 147V148H236ZM3 148V147H2ZM2 148H0V149H2ZM10 148V147H9ZM149 148V147H148ZM210 148V147H209ZM213 148V147H212ZM212 148H210V149H212ZM228 148H229V146H228ZM239 148V147H238ZM6 149H8V148H6ZM59 148H57V150H58ZM88 149V148H87ZM191 149V148H190ZM194 150H196L195 148H193ZM202 149V147L200 146V148H199V150H201ZM231 149H232V147H231ZM56 150V149H55ZM94 150V149H93ZM160 151H161V149H159ZM203 150V149H202ZM219 150H220V147H219ZM59 151V150H58ZM65 151L66 152H69L70 153V155H73L74 153H73V151H75L74 150V148L72 147V145L71 144H69L68 146H67V148L65 149ZM147 151V150H146ZM163 151V150H162ZM191 151V150H190ZM189 151V152H190ZM218 151V150H217ZM221 151V150H220ZM224 151H225V149H224ZM205 152V151H204ZM222 152V151H221ZM226 152V151H225ZM239 152V151H238ZM247 152V151H246ZM1 154H0V161H2V160H4V155L2 154L3 152H0ZM57 153V152H56ZM59 153V152H58ZM63 153V152H62ZM241 153V152H240ZM239 153V154H240ZM163 154V153H162ZM237 154V153H236ZM243 154V153H242ZM57 155H59V154H57ZM227 155H228V153H227ZM234 155V154H233ZM53 156H56V154L55 155H53ZM60 156V155H59ZM232 156V155H231ZM63 157V156H62ZM83 157V156H82ZM65 158H67V157H65ZM73 158V157H72ZM80 158V157H79ZM87 158V157H86ZM235 158H236V156H235ZM242 158V157H241ZM70 159V158H69ZM74 159V158H73ZM83 159V158H82ZM95 159V158H94ZM245 159V158H244ZM247 159V158H246ZM246 159H245V161H246ZM249 160H251L250 158H248ZM63 160V159H62ZM71 160V159H70ZM240 160V159H239ZM71 161H73V162H76V161H74V160H71ZM97 161V160H96ZM233 162L235 161V160H232ZM244 161V160H243ZM236 162V161H235ZM241 162V161H240ZM239 162V163H240ZM256 162V161H255ZM259 162V161H258ZM257 162V163H258ZM3 163V162H2ZM244 163H246V162H244ZM243 163V164H244ZM254 163V162H253ZM17 163L16 162H12L11 163V161L9 160V159H7V162L6 163H4V165L2 166L1 164H0V168H1V166H2V169L0 170V187L3 185V180L6 182L7 180H9L8 179V177H9V175H17V173H14V171H15V169L17 168V165H16ZM76 164V163H75ZM202 165H206L205 163H201ZM238 163H236L235 165H237ZM260 163H258V165H259ZM8 165H11L10 167H8ZM239 165V164H238ZM245 165V164H244ZM246 166V165H245ZM243 167V168H246V167ZM255 166V165H254ZM260 166H262V165H260ZM263 166H264V164H263ZM263 166H262V168H263ZM18 167L19 168H21V169H26V167L23 165V164H18ZM203 167V166H202ZM239 167V166H238ZM240 167H242V166H240ZM239 167V168H240ZM247 167H248V164H247ZM258 166H256V168H257ZM62 168V167H61ZM205 168H207V167H205ZM204 168V169H205ZM233 168H234V170H235V174H236V169H235V167L233 166ZM255 168V167H254ZM259 168V167H258ZM257 168V169H258ZM261 168V167H260ZM259 168V169H260ZM261 168V169H262ZM5 169H8L7 171H4ZM238 169V168H237ZM247 169V168H246ZM257 169H256V171H257ZM66 170V169H65ZM108 170H110V169H108ZM253 170V169H252ZM254 171H255V169H254ZM253 171V172H254ZM255 171V172H256ZM262 171V170H261ZM263 171H264V168H263ZM101 172H103V171H101ZM111 172V171H110ZM113 172V171H112ZM111 172V173H112ZM248 172V171H247ZM253 172H251V176L253 177V175L254 174H252ZM254 172V173H255ZM259 172H260V170H259ZM257 173H258V171H257ZM248 174H250V172L248 173ZM5 175H7V176H5ZM243 175V174H242ZM244 175H245V173H244ZM103 176L105 177V178H107V179H110L111 180V183H110V186H108L107 185V187H110L112 190H114L118 195H122L123 197H125L124 199H126V196H125V191L124 192H121V191H119V189L121 188V187H118V185L116 184V183H114V182H112V178L111 177H108V176H106L104 173H103ZM249 176V175H248ZM248 176H246L245 175V177L247 178ZM250 176V177H251ZM167 177H169V176H167ZM257 177V176H256ZM256 177H254V178H256ZM260 177L262 178H264V172L260 175ZM23 180H25V179H27L28 180V182H29V175L26 173V175H24L23 176ZM245 178V179H246ZM254 178H252V179H254ZM261 178L259 179L260 181V185H264V183L263 184H261ZM262 178V179H263ZM170 179V178H169ZM241 179V178H240ZM245 181H247V182H251V181H253V180H245ZM244 181V182H245ZM72 182H76V181H72ZM104 182V184H106L107 183V181H103ZM247 182H245L246 184H247ZM259 182L257 181V178H256V180L254 179V181H253V183H251V185H255L256 187H258V185H259ZM263 182V181H262ZM229 184V183H228ZM245 184V185H246ZM244 185V184H243ZM244 185V186H245ZM249 185V184H248ZM72 187H73V189L74 190H76L75 189V186L74 185H71ZM120 186V185H119ZM195 186V185H194ZM243 186V187H244ZM199 187V186H198ZM226 187V186H225ZM240 187H242V185L240 186ZM253 187V186H252ZM261 187V186H260ZM194 188H196V187H194ZM199 188H201V187H199ZM264 188V187H263ZM226 189V188H225ZM252 189V188H251ZM253 189L255 190V187H253ZM253 189H252V191H253ZM262 189V188H261ZM197 190L198 191H201V189H196V190H194V191H196L197 192ZM264 190V189H263ZM261 191V192H264V191ZM202 192V191H201ZM259 192V191H258ZM260 192V196H262L263 195V193H261ZM115 193V194H116ZM120 193V194H119ZM203 194L202 195H204V192H202ZM194 194H196V193H194ZM197 194H198V192H197ZM199 194L201 195V193L199 192ZM68 194H64V193H60L59 195H57V198H56V200L54 201V202H61L66 196H67ZM206 195V194H205ZM27 196H29V194L27 193ZM30 196H33V195H30ZM118 197V196H117ZM119 197H121V196H119ZM199 197V196H198ZM197 197V198H198ZM202 197H206V196H201V198ZM207 198V197H206ZM208 198H209V196H208ZM207 198V199H208ZM211 198V197H210ZM213 198V197H212ZM216 198V197H215ZM261 198V197H260ZM101 199H102V197H101ZM100 199V200H101ZM106 199V198H105ZM113 199H115V198H113ZM112 199V200H113ZM119 199V201H122V200H120V198H118ZM192 199V198H191ZM196 199V198H195ZM194 199V200H195ZM203 199V198H202ZM204 200V202H203V204L205 203V201H208V200ZM225 200H227L226 199V197L224 198ZM99 200V201H100ZM117 200V199H116ZM133 200V199H132ZM193 200V199H192ZM191 200V201H192ZM197 200V199H196ZM103 201H104V199H103ZM127 201V203H129L128 201L129 200H126ZM190 201V202H191ZM199 201V200H198ZM210 201V200H209ZM208 201V202H209ZM224 201V200H223ZM222 201V202H223ZM228 201V200H227ZM254 201V200H253ZM53 202V198L52 199H50V205H51V203ZM92 202V201H91ZM111 202V201H110ZM110 202L108 203V204H110ZM113 202H115V200H113ZM112 202V203H113ZM131 202V201H130ZM135 202V201H134ZM134 202H132V203H134ZM189 202V201H188ZM207 202V203H208ZM213 202V201H212ZM83 203H84V201H83ZM119 203V202H118ZM121 203V202H120ZM119 203V204H120ZM124 203H125V200H124ZM123 203V204H124ZM193 203H196V202H193ZM200 203V206H201V202H199ZM198 203V204H199ZM206 203V204H207ZM210 203V202H209ZM226 203V202H225ZM229 203V202H228ZM252 203H254V202H252ZM259 203V202H258ZM87 204H88V202H87ZM92 204V203H91ZM104 204H106V202L104 201ZM108 204H107V206H108ZM122 204V203H121ZM206 204H204V205H206ZM212 204V203H211ZM83 205H85L84 207H86V203L85 204H83ZM89 205V208L91 207L90 206V203L88 204ZM130 205V204H129ZM129 205H127V206H129ZM196 205H197V203H196ZM222 205V207H223V205H225L224 207H227L226 206V204H221ZM244 205L245 204H243V206L242 207H244ZM250 205V204H249ZM256 205V204H255ZM117 206V205H116ZM132 206V205H131ZM155 206V205H154ZM157 206V205H156ZM198 206V205H197ZM199 206V207H200ZM211 206V205H210ZM209 206V207H210ZM213 206H214V204H213ZM213 206H211V207H213ZM216 206V205H215ZM251 206V205H250ZM93 207V206H92ZM203 207V206H202ZM206 207V206H205ZM208 207V206H207ZM218 207V206H217ZM221 207V206H220ZM221 207V208H222ZM241 207V208H242ZM252 207V206H251ZM251 207H249L251 210H252V208ZM260 207H264V198H263V202H260ZM55 208V207H54ZM94 209H95V207H93ZM119 208V207H118ZM132 208H133V206H132ZM198 208V207H197ZM196 208V209H197ZM215 208V207H214ZM247 208V207H246ZM90 209H92V208H90ZM105 209V208H104ZM114 209H115V207H114ZM113 208H112V210H114ZM128 209V208H127ZM135 209H137V208H135ZM200 209H202V208H200ZM216 209V208H215ZM225 209V208H224ZM259 209H261V208H259ZM46 210V212H44ZM87 210H89L88 209V206H87ZM106 210H108V208L107 209H105V211ZM117 210V209H116ZM161 210V209H160ZM197 210H199V208L197 209ZM204 210V209H203ZM213 209H211L210 211H212ZM222 210V209H221ZM242 210H244V209H242ZM254 211H255V209H253ZM48 211H49V207L46 209V205L44 206L43 205V202H39V200H38V203L35 205V207L34 208H32V211H29L28 210V212H27V214H25L24 216H23V218H22V221H21V224L19 225V228L15 231V232H13L12 234H11V238L8 240V243H7V245L6 246H4L3 248H4V251L2 250V251H0V255H6V254H8V251H10V255H8L7 257H6V260H4V262L3 263H1V264H8V262H9V260H10V258H11V256H12V252H14L15 250H17L18 248H20V246H21V242L24 240L23 238H25V235H26V233H27V227H33V229H35L34 231H33V233L35 234V236L32 238V239H37V238H41V239H39V244L38 245H34V248H35V255L37 256L36 258H32L31 260H36V259H38L40 256H42L43 257V255L44 256H46L45 254H43L44 252H46V253H48L49 251H51L52 253L53 252H55V251H60V247L59 248H57V245H59L60 243H61V239L66 235L67 236V234H68V236L66 237H64V241L62 242L63 243V246H62V248H64V249H66V247H67V252H68V249H69V252H70V254H64V252H62V255H59V259H60V262H59V264H71V262L73 261V260H75V259H77V258H79L83 253V251L87 248H82L83 246H85L84 245V239L86 238V237H89L90 235H88L89 233H87L86 231H88L89 232V230H88V227H86V226H84L85 224H86V222H83L82 221V225L84 226L83 227V232H85L82 236H81V234H79L80 232H77L79 235H77V236H74V237H71V234H70V232H67L68 231V229L70 230L71 229V227L69 226L71 223L70 222H67V221H65L64 219H60V220H58V217H56V218H54V219H51L50 220V218H47L46 219V216H47V214H49V216H51L50 214H51V212L50 213H48ZM52 211H54V210H52ZM101 211V210H100ZM134 211H136V210H134ZM133 211V213H135ZM205 211V210H204ZM215 211V210H214ZM246 211V210H245ZM250 211V210H249ZM262 216L260 217V224L259 225H254L255 226V228L254 227H252L251 226V224L250 225H247V223L246 224H243V225H247V226H251L252 227V229L254 228V231L252 232V230L251 229H249L250 230V232H252V234H249V237H248V235H247V237L246 238H244L243 237V239L244 240H246V241H243V240H241L240 238H241V236H244V234L242 235L241 234V236L240 237H238V238H235L236 236H234V235H232L233 237L232 238H235V239H229L228 240V238H224V237H220V235L221 234H218L217 232V230L218 229H216V231H215V229L214 230H208L206 227L204 228H201L200 227V230H198L197 232L196 231H194V230H192L191 228H189V227H187V226H185V224H183V223H181V222H179V220L177 219V218H175L170 212H167V211H161L160 212V214H161V217L160 218H163L165 221H164V223L163 224H165V227H166V229H168L169 231H173L175 234H177L178 236H180V237H182V238H184V240H186L187 242H189L190 243V245L193 247L192 249H194L195 250V252L197 253L196 255L197 256H199V255H201V257H203V259H201V257H199L200 259H201V262H204V264H264V208H262ZM95 212H97V210L95 211ZM106 212H108V211H106ZM105 212V213H106ZM111 212V211H110ZM114 213H115V211H113ZM138 212V211H137ZM152 212H154V211H152ZM175 212V211H174ZM208 212H209V210H208ZM60 213V212H59ZM139 213V212H138ZM137 213V214H138ZM170 213V214H169ZM210 213V212H209ZM246 213V212H245ZM251 213H252V211H251ZM40 214V215H39ZM61 214V213H60ZM124 214V213H123ZM146 214V213H145ZM145 214L143 215V218H144V216H145ZM202 214V213H201ZM247 214H248V212H247ZM39 215V217H37ZM98 215V214H97ZM134 215V214H133ZM139 216H140V214H138ZM149 215V214H148ZM176 215V214H175ZM179 215V214H178ZM184 215V214H183ZM242 215V214H241ZM105 216V215H104ZM124 216H128V214L126 215H124ZM136 216V215H135ZM141 216H142V214H141ZM141 216H140V218H141ZM147 216V215H146ZM160 216V215H159ZM244 216V215H243ZM253 215H251V217H252ZM256 216V215H255ZM80 217H82L81 215H80ZM245 217V216H244ZM78 218V217H77ZM93 218H95V217H93ZM111 218V217H110ZM124 218H126V217H124ZM128 218V217H127ZM133 218V217H132ZM160 218H158V220H160ZM242 218V217H241ZM247 218H249V216L247 217ZM246 218V219H247ZM253 218V217H252ZM252 218H250V220L252 219ZM96 219V218H95ZM103 219V218H102ZM133 219H135V218H133ZM243 219V218H242ZM245 219V218H244ZM245 219V220H246ZM49 220V221H48ZM69 220V219H68ZM89 220H90V218H89ZM98 220V219H97ZM101 220V219H100ZM150 220V219H149ZM149 220H148V222H149ZM244 220V221H245ZM248 220V224H249V219H247ZM246 220V221H247ZM48 221V224L46 223ZM91 221V220H90ZM121 221V220H120ZM151 221V220H150ZM182 221V220H181ZM204 221V220H203ZM23 222V223H22ZM73 222V221H72ZM92 222V221H91ZM96 222V221H95ZM102 222H104V221H102ZM107 222V221H106ZM115 222V221H114ZM146 222V221H145ZM148 222H146L147 224H148ZM162 222H163V220H162ZM243 222V221H242ZM46 223V224H45ZM121 223V222H120ZM126 223V222H125ZM142 223V222H141ZM150 223H152V225H153V223L154 222H150ZM160 223V222H159ZM158 223V224H159ZM79 224H80V222H79ZM78 224V225H79ZM95 224V223H94ZM93 224V225H94ZM97 224H98V222H97ZM96 224V225H97ZM103 224V223H102ZM101 224V225H102ZM115 224V223H114ZM118 224H119V222H118ZM131 224H133V223H131ZM143 224V223H142ZM145 224V223H144ZM162 224V223H161ZM258 224V223H257ZM100 225V226H101ZM126 225V224H125ZM157 225V224H156ZM239 225V224H238ZM242 225V227L240 226V228H243L244 226ZM73 226V225H72ZM99 226V225H98ZM106 226V225H105ZM129 226H130V224H129ZM128 226V227H129ZM133 226V225H132ZM136 226H137V224H136ZM139 226V225H138ZM144 226V225H143ZM148 226V225H147ZM154 226V225H153ZM247 226H245L246 228H248ZM22 227H24V232L21 234L20 233V229L22 228ZM70 227V228H69ZM74 227H76V226H74ZM94 227H96V226H94ZM107 227V226H106ZM112 227V226H111ZM128 227H127V229H128ZM146 227V226H145ZM150 227H151V225H150ZM251 227H249V228H251ZM82 228V227H81ZM91 228H93L92 226H91ZM140 228V227H139ZM158 228V227H157ZM99 229V228H98ZM127 229H125V230H127ZM141 229H142V227H141ZM144 229V228H143ZM149 229V228H148ZM151 229V228H150ZM149 229V230H150ZM152 229H153V227H152ZM165 229V230H166ZM235 229H238V227L236 226V228ZM94 230V229H93ZM96 230V229H95ZM146 230V229H145ZM225 230V229H224ZM249 230H247L248 232H249ZM97 231V230H96ZM109 231V230H108ZM123 231V230H122ZM121 231V232H122ZM160 231V230H159ZM235 231V230H234ZM238 231H240V230H237L236 231V233L238 232ZM242 231H244V228H243V230ZM242 231H240V232H238V234H240ZM90 232H91V230H90ZM124 232H126V231H124ZM157 232V231H156ZM161 232V231H160ZM163 232V231H162ZM221 232V231H220ZM232 232H233V230H232ZM231 232V234H233ZM245 232V231H244ZM249 232V233H250ZM107 233V232H106ZM128 232H126V233H124V234H122V235H119V236H116V237H121V238H126V234H127ZM167 233V232H166ZM225 233V232H224ZM223 233V234H224ZM246 233V232H245ZM20 234H21V240H20V242H18V241H16V238L18 237V236H20ZM111 234V233H110ZM174 234V235H175ZM230 234V233H229ZM231 234H230V236H231ZM237 234V235H238ZM107 235V234H106ZM128 235V234H127ZM131 235H133V234H131ZM224 235H227V234H224ZM251 235V236H250ZM108 236V235H107ZM112 236V235H111ZM129 236V235H128ZM155 236V235H154ZM173 236V235H172ZM219 236V237H218ZM98 237V236H97ZM115 237V238H116ZM147 237H149V236H147ZM159 237V236H158ZM162 237V236H161ZM92 238V237H91ZM133 238V237H132ZM152 238H154L153 236H152ZM219 238H221V239H219ZM229 238H231V237H229ZM93 239H94V237H93ZM117 239V238H116ZM145 239H146V237H145ZM165 238H163V240H164ZM42 240V241H41ZM92 240V239H91ZM123 240V239H122ZM130 240V239H129ZM159 240V239H158ZM160 240H162V239H160ZM159 240V241H160ZM31 241V240H30ZM183 241V240H182ZM123 242H124V240H123ZM132 243H133V241H131ZM130 243V242H129ZM31 244V243H30ZM125 244V243H124ZM182 244V243H181ZM184 244H186V243H184ZM30 246V245H29ZM28 246V247H29ZM132 247V246H131ZM136 247V246H135ZM186 247H189V245L188 246H186ZM241 247V248H240ZM134 249V248H133ZM191 249V248H190ZM143 251V250H142ZM192 252V251H191ZM24 253H26L25 254V259L22 261V262H20V263H22V264H30V263H28L27 262V258L30 256V253H29V250H28V248H24ZM50 253V252H49ZM144 253V252H143ZM153 253V252H152ZM193 253V252H192ZM195 254V253H194ZM152 255V254H151ZM150 255V256H151ZM185 255V254H184ZM144 256V255H143ZM148 256H149V254H148ZM192 256V255H191ZM190 256V257H191ZM195 256V255H194ZM23 257V256H22ZM50 257V256H49ZM61 257V258H60ZM155 257V256H154ZM188 258V257H187ZM192 258V257H191ZM190 258V259H191ZM195 257H193L192 259H194ZM20 259V258H19ZM156 259V258H155ZM157 259H158V257H157ZM175 259V258H174ZM189 259V261H193L192 259L190 260ZM40 260V259H39ZM42 260V259H41ZM44 260V259H43ZM43 260H42V263L41 264H49L48 262H43ZM154 260V259H153ZM159 260V259H158ZM186 260H188V259H186ZM195 260H196V258H195ZM45 261V260H44ZM54 261V260H53ZM148 261V260H147ZM156 261V260H155ZM167 261V260H166ZM200 261V260H199ZM199 261L197 262V264L199 263ZM38 262V261H37ZM194 262V261H193ZM200 262V263H201ZM34 263H36V262H34ZM39 263V262H38ZM57 263H58V261H57ZM75 263V262H74ZM145 263V262H144ZM164 263V262H163ZM190 264V263H189ZM193 264V263H192ZM196 264V263H195Z\"/></svg>",
	"mask_w": 264,
	"mask_h": 264
},
{
	"label": "snow or ice",
	"instance_id": "snow-or-ice-1",
	"mask_svg": "<svg viewBox=\"0 0 264 264\" xmlns=\"http://www.w3.org/2000/svg\"><path fill=\"white\" fill-rule=\"evenodd\" d=\"M19 8L22 10V13L27 14V19L31 23L33 33L42 39L40 24L37 19V13L40 11V8L36 0H27V2L21 0ZM9 31L13 30L10 28ZM232 54L244 68H251L257 63L264 62V37L255 34L236 42L232 47ZM9 216V213H0V228L9 219ZM4 260L5 256L0 255V261ZM105 264H109V262L105 261ZM111 264H122V262L113 261Z\"/></svg>",
	"mask_w": 264,
	"mask_h": 264
}]
</instances>
